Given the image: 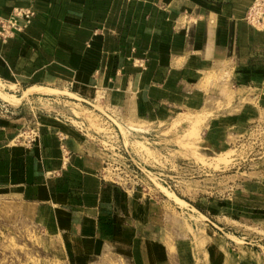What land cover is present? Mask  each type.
<instances>
[{
    "label": "crops",
    "instance_id": "obj_1",
    "mask_svg": "<svg viewBox=\"0 0 264 264\" xmlns=\"http://www.w3.org/2000/svg\"><path fill=\"white\" fill-rule=\"evenodd\" d=\"M254 1L0 0V18L34 12L21 32L0 39V82L15 96L37 87L86 101L103 92L121 119L209 114L202 148L215 153L264 108V28L246 19ZM23 104L0 95V201L8 195L32 208L75 257L123 252L133 264H202L197 232L210 264H256L222 239L225 227L200 229L180 214L172 225L168 199L149 194L131 208L64 120L39 114L35 142L15 143L32 120L19 115Z\"/></svg>",
    "mask_w": 264,
    "mask_h": 264
},
{
    "label": "rangeland",
    "instance_id": "obj_2",
    "mask_svg": "<svg viewBox=\"0 0 264 264\" xmlns=\"http://www.w3.org/2000/svg\"><path fill=\"white\" fill-rule=\"evenodd\" d=\"M0 39L10 38L0 33ZM5 91L0 82V95L15 105L25 103L19 115L32 118L19 128L15 143L31 146L35 142L26 145L34 133L36 139L39 114L60 118L85 137L103 162L100 176L127 194L131 208L139 197L149 194L168 199L172 213H176L172 225H180L181 215L200 229L206 223L212 230L225 227L220 230L222 239L236 245L244 253L240 252L241 256L264 264V108H256V116L245 123V131L232 134L226 147L207 153L202 148L201 129L209 114L183 113L169 120L136 121L121 119L120 107L106 102L103 92L84 101L37 87L16 91L17 96ZM81 121L85 122L83 129ZM39 218L22 202L2 196L0 264H133L123 252L78 259L65 239L47 229ZM194 238L197 255L206 256L200 262L210 264L204 240L197 232Z\"/></svg>",
    "mask_w": 264,
    "mask_h": 264
},
{
    "label": "built area",
    "instance_id": "obj_3",
    "mask_svg": "<svg viewBox=\"0 0 264 264\" xmlns=\"http://www.w3.org/2000/svg\"><path fill=\"white\" fill-rule=\"evenodd\" d=\"M34 16V12L31 9H17L13 15L9 18L0 19V33L5 38H11L17 32H21L25 23H28ZM22 20L23 22H19ZM247 20L251 24H259L264 26V0H255L252 6L247 12ZM85 122L81 121L79 127L83 129ZM35 140V133L31 138L27 139L26 145H30ZM105 142V141H104ZM106 144V143H105ZM110 145L109 143H107ZM108 150V147H104Z\"/></svg>",
    "mask_w": 264,
    "mask_h": 264
}]
</instances>
